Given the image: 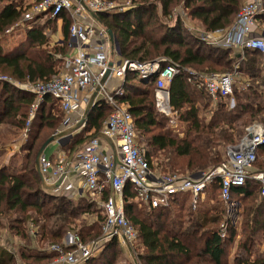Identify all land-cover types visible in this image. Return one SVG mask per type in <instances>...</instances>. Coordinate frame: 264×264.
Instances as JSON below:
<instances>
[{
  "label": "trees",
  "instance_id": "trees-1",
  "mask_svg": "<svg viewBox=\"0 0 264 264\" xmlns=\"http://www.w3.org/2000/svg\"><path fill=\"white\" fill-rule=\"evenodd\" d=\"M129 1L131 5L126 11L95 15L102 26L112 31L120 58L142 62L164 58L177 63L181 69L169 89L171 108L178 115L181 132L168 127L165 116L158 111L155 80H145L133 72L126 74L121 87L123 94L115 98L127 107L134 119L139 147L151 169L160 174L179 173L192 177L216 168L225 160L227 147L239 143L249 124L258 123L264 127L261 54L254 50L238 54L231 48L211 46L191 30L187 21L199 24L204 33L224 31L233 25L245 0ZM3 3L0 9V71L10 74L21 84L58 77L61 70L56 55L64 54L65 49L50 47L46 28L61 20L67 45L72 24L70 14L62 12L52 17L44 13L25 22L27 41L6 53L4 40L11 29L22 23L30 6L28 0H5ZM257 20L264 27V14ZM190 69L232 74L234 105L231 106L230 98H220L213 106L208 93L189 82L187 71ZM35 99L33 94L11 83L0 82V124L13 120L12 125L24 128ZM56 104L60 108L59 101L49 95L39 104L27 130L29 140L21 169H12L17 159L14 156L0 168V235L6 231L27 244L25 247L17 245L21 259L35 260L27 263L51 261L55 256L44 253L46 248L61 245L68 233L79 236L83 242L95 240L102 233L104 217L90 198L54 194L43 187L36 170L38 152L63 121L62 115L53 114ZM107 111L105 101L95 104L88 118L90 128L99 130L107 119ZM43 129L53 133L43 138L40 145ZM254 168L264 172V145L257 151ZM208 190L212 192V200L221 199L218 179ZM108 194L106 191L105 198ZM135 198L133 186L127 183L123 191L124 213L138 232L137 262L264 264V250L260 252L256 238L261 235L264 240V196L257 183L249 181L232 189V203L241 208L236 213L241 219V238L231 261L226 257V249L236 235V226L230 223L226 210L207 208L205 199L194 210L185 207L179 197L166 208L152 209L144 205L138 208ZM92 215L97 216L96 222L89 219ZM226 222L228 234L223 238L220 224ZM31 245L36 247V256L27 250ZM121 252L118 240L113 239L88 264H118ZM16 260L14 253L0 246V264H15Z\"/></svg>",
  "mask_w": 264,
  "mask_h": 264
},
{
  "label": "built area",
  "instance_id": "built-area-1",
  "mask_svg": "<svg viewBox=\"0 0 264 264\" xmlns=\"http://www.w3.org/2000/svg\"><path fill=\"white\" fill-rule=\"evenodd\" d=\"M28 5L30 7L23 16V23L44 13H49L52 17L62 12L71 15L68 46L73 53L66 56V71L53 80L19 84L8 76L0 75V82L11 83L35 96L30 118L26 123L27 128L35 117L39 104L49 95L59 101L65 114L62 128L55 134L57 139L61 138L63 132L70 128L73 118H77V121L84 118L83 106L89 101L85 96L86 92L92 94L99 89L98 94H101L103 101L107 104H117L115 96L122 95V90L119 88L114 94H110L106 82L110 77L125 80L126 74L132 72L145 80H155L156 107L159 112L164 115H177L171 108L169 89L173 79L181 71L179 65L164 58L143 62L121 59L115 62L114 57L118 56V53L108 29L101 24L96 26L95 22L87 17H95L97 13L118 12L120 9H117L114 1L28 0ZM263 14V0H248L230 28L213 33L201 32L200 35L214 47L231 48L239 54H243L244 50L259 52L261 72L264 74V28L257 20V17ZM87 18L90 21H86ZM108 70L110 75L103 82ZM187 72L190 75L189 82L199 90H205L213 100L230 98L233 102L232 74L197 73L191 70ZM103 141L113 147L115 152H103ZM263 145L264 127L252 123L246 128V133L238 144L227 147L225 160L216 168L196 174V178L179 174H160L151 169L144 151L139 147L134 119L127 107L120 103L107 118L101 132L89 138L75 151L69 162L66 156H59L56 162L44 154L39 159L43 187L54 194L72 197L77 191L73 184L67 182L72 171L78 173L83 182V191L89 193L93 201L101 199L107 188L112 191L99 206L105 215L101 235L95 240L83 242L79 236L73 234L70 245L50 246L45 252L54 254L55 257L43 264H88L89 260L99 254L103 246L113 239H117L119 245L127 248L130 254L133 253L130 258L135 257V264H140L136 263L135 254L138 232L126 219L122 201L127 183L133 186L136 200L141 205L152 209L166 208L180 195L188 194L189 205L195 210L213 181L218 179L222 202L226 207H234L232 189L244 186L249 181L257 183L261 195L264 196V172L253 169L257 151ZM221 237H225L223 232Z\"/></svg>",
  "mask_w": 264,
  "mask_h": 264
},
{
  "label": "rangeland",
  "instance_id": "rangeland-1",
  "mask_svg": "<svg viewBox=\"0 0 264 264\" xmlns=\"http://www.w3.org/2000/svg\"><path fill=\"white\" fill-rule=\"evenodd\" d=\"M4 1L5 0L0 2V9L3 7V4H4L3 2ZM247 1L248 0H245L244 4ZM114 2L116 4L117 9L118 10L120 9L118 12H120L121 10H124V11L128 10L130 8V7H128V5L129 6L131 5V2L129 0H118V1H114ZM115 13L116 12H112L110 14H115ZM187 23H188V26L191 28V30L194 33L200 34L202 32V29L199 27V24H197L195 22H191V21H187ZM60 28H62L61 22L57 23V24H54V25H50V26H48V28H46V30L48 32L47 36L50 38V40H51V38H53L55 36H59L57 33H58V29H60ZM9 33L10 34L8 36V39L10 41H9L8 44H5V46L9 47L10 45H14V46H16L15 48L17 49L19 46H22L23 43H25L27 41V38H26L27 37V31H25V28L22 25L20 27L16 26L15 28L11 29ZM51 48H53V47H51ZM63 48H65V47H63ZM60 70H61V65H60ZM190 70L192 72L205 73V72L196 71L194 69H190ZM261 74L264 76V74L262 72H261ZM0 75L8 76V77L12 78L13 82L15 81L14 78L8 73H4V72L0 71ZM212 102H213V106H215V104L218 101L212 100ZM230 103H231V100H230ZM119 105H120L119 102H117V104H107V107L109 109V111H107V118L109 117V115H111L115 111V109L117 107H119ZM37 112L38 111H36V113ZM30 114H31V108L29 110L28 119L30 118ZM53 114H56L57 116H61L62 115V112H61V110H60V108H59V106L57 104H56V110L54 111ZM164 116H165L164 122L166 123V125L168 127L175 128L174 130L176 132H181L182 131V127L180 125L178 115H176V116L175 115H164ZM14 122L15 121L10 120L7 123L0 124V147L4 146V145H7V144L11 147V149L13 150L14 158H17L14 161L13 167L12 166L11 167H12L13 170L18 171V170L21 169V167H22V165L24 163V157L26 156V151H25L24 148L28 144L29 138H28L27 129H29L30 126L27 128V126L25 125L24 128L18 129V127L12 125ZM52 133H53V131H51L49 129H43L42 132H41V135H40L41 139L39 140L40 145L43 143L45 138H47V137L49 138V136ZM43 138H44V140L42 141ZM5 154H6L5 152L0 153V168H1V166L4 163H6ZM10 158L11 157H9L8 159H10ZM16 161H17V163H16ZM175 174H179V173H175ZM179 175H183V174H179ZM189 199H190V196L188 194H184V195H180L179 196V201L181 203H184L185 207H189V202H190ZM204 202H205L204 205L207 208H219L223 212H224V210H226V212L230 216V217H228V219L231 221L230 223H232L234 226H236L235 227L236 228L235 229V231H236L235 234L236 235H235L234 239L231 242H229L228 247L226 249L227 250V256L226 257H227V259L229 261H231L232 258H233V255H234V253L236 251L237 243L239 242V240L241 238V236H240L241 219L236 215L237 212L239 213V210L241 208H239V206H235V207L228 206V207H226L225 204L222 202V200L219 199L218 197L212 200V192L209 191V190H207V194H206V198H205ZM136 204L138 205V208L144 207L143 205H141L138 202H136ZM95 208H96V210L98 209L96 206H95ZM177 209L178 208H176V210ZM226 212L224 214H226ZM183 215H185V214H183ZM102 217L105 218V215H103V212H102ZM228 223H229V221H228ZM228 223L226 222L224 224L223 223L220 224V227H221L220 233L223 232L225 237L228 234V227H229ZM222 226H224L223 229H222ZM256 238L258 239V244H257L258 249L260 250V252H262L264 250V240L262 239L261 235L257 236ZM17 245L20 246V247H25L27 244H25L24 241H22L20 238L11 236L6 231L1 233V235H0V246H2L5 249H8L9 251H11L12 253H14L16 255V259H17L16 261L17 262L15 264H21V263H27V262L35 261L34 259H32V260H23V259H21V257H19V254H18V250L19 249H18ZM35 245L40 248V245H38L36 243H35ZM121 247L122 246H120V248ZM29 248L30 249H27L28 252L30 254H33L34 256H36V254H35L36 247L34 245H31V247H29ZM48 248H46V250ZM135 249H136L135 250V254H137L139 250L136 247H135ZM44 250L45 249H43V251ZM121 251H122L121 252V258L118 261V264H135V261H134L135 257L133 256L134 259L130 258V255L131 254L133 255V253H131V254H130V252L126 253V251L124 249L123 250L121 249ZM44 253L47 254V252H44ZM136 263H137V261H136Z\"/></svg>",
  "mask_w": 264,
  "mask_h": 264
},
{
  "label": "crops",
  "instance_id": "crops-1",
  "mask_svg": "<svg viewBox=\"0 0 264 264\" xmlns=\"http://www.w3.org/2000/svg\"><path fill=\"white\" fill-rule=\"evenodd\" d=\"M87 17H90V19L93 20V22H95L96 26L98 24H100L96 20V18L94 16L91 15V16H87ZM86 21H90V20L87 18ZM60 22H61V20L58 21V23H60ZM21 25L24 28H26V23H23L22 22L20 25H18V27H20ZM47 34H48V32L46 30V35ZM57 34L59 36H55V37L51 38V40H50V45L51 46L50 47L58 46L59 48H62V49H63V47H65L64 48L65 49V53L64 54H57L56 55V59L59 60V62H60V65H61V73H62V72H65L66 71V69H65V59H66V56L72 54L73 51L68 46L69 42H68L67 45L64 44V32H63V28L58 29V33ZM68 40H70V38ZM9 41L10 40L7 38L3 42V47H4V50H5L6 53H10L11 51H13V50L16 49L15 48L16 46H14V45H10L9 47L8 46H5V44H8L9 43ZM112 43H114V42H112ZM115 47H116V44H115ZM116 51H117V47H116ZM236 53H238V52H236ZM114 60H115V62H119L121 60V58L119 56V53H118V56H115L114 57ZM123 82H124V80H120V79H117L115 77L108 78V80L106 82L107 91L110 94H114L117 89H119V88L122 87ZM21 90H23V89H21ZM85 96L89 100L88 103H86L84 105L85 109L87 108V106L90 104V102L92 100H94V103L95 104H97L99 101L102 100L101 99L102 98L101 97V94H98V92H97V94H95V92H93L92 94L90 92H88V93L86 92ZM233 105H234V100H233V102H231V106H233ZM93 107L91 108L90 112L92 111ZM49 108H50V106L47 107V109H49ZM85 109L83 110L84 113H85ZM61 112H62V117H63L62 120H64L65 114H64V112L62 110H61ZM90 112L86 115L87 117H85L86 118L85 125H82L80 128H78L75 131L71 132L74 128H77L80 125V123L82 122V120H83L82 119L81 121H77V118H73V121L71 122L70 128L68 130H66V131L63 132V136L61 138H59V139L55 140L54 142H52L51 144H49L47 146V148L45 149V151H44L43 154L46 157L50 158L53 162H56L59 156H66L68 158L67 161L69 162L71 160L70 158L72 157V155H73V153L75 151H77L89 138H91L93 136H96V135H98V133L101 132V130H102V128H103V126H104V124H105V122L107 120V119L105 120V122L103 123L102 127L99 130H96L95 127L90 128L89 122H88V120H89L88 118H89ZM61 128H62V123H61L60 128L56 131V133L59 130H61ZM56 133H54L53 136H55ZM102 146H103V150L102 151L105 152L106 154H111V153L115 152V150H113L114 148L111 147L106 141H103ZM2 147H3V149L0 148V150H2L0 152L1 153L2 152H5L6 153L5 154V159H6V163H8L9 162L8 161L9 160L8 158L11 157V156H13V150L11 149V147L8 144L7 145H4ZM16 163H17V161H16ZM254 170L257 171L258 169H255L254 168ZM67 182L73 184L75 186L76 190H77V191H75L71 195L72 197H74V198H80V197L84 196V197L90 198L93 201V199L91 198L90 194L87 193L86 191H83V189H82L83 188V182L81 181L80 176L78 175L77 172L72 171V173L69 175V178L67 179ZM106 191L109 192V194L107 196V197H109L112 194V191H111L110 188H107ZM205 198H206V195H205L204 199ZM104 199H106L105 198V193H104V195L102 196L101 199H98L97 201L96 200L93 201L95 203L96 207L99 210H100V208H99L100 203ZM122 201H123V197H122ZM135 201L137 202L136 198H135ZM123 204H124V202H123ZM100 211L103 212L102 210H100ZM89 219L92 222H94V221L96 222L97 216L92 215L91 217H89ZM32 232H33V230H32ZM71 235H73V233H69L68 235H66L64 237L63 241H62V244H68V245H70ZM121 249L122 250L124 249L126 251V253L129 252V250L127 248L121 247ZM134 261H135V259H134Z\"/></svg>",
  "mask_w": 264,
  "mask_h": 264
},
{
  "label": "water",
  "instance_id": "water-1",
  "mask_svg": "<svg viewBox=\"0 0 264 264\" xmlns=\"http://www.w3.org/2000/svg\"><path fill=\"white\" fill-rule=\"evenodd\" d=\"M108 33H109V36L111 38V41L114 42L116 44V47H117V52L119 53V48H118V43H117V40L115 39L112 31L108 30ZM110 75V70L107 71L106 75H105V78L103 80V82L109 77ZM99 91V89L96 90L95 94H97V92ZM93 104H94V100H92L90 102V104L87 106V108L85 109V107L83 106V108L85 109V116L82 120V122L80 123V125L77 127V128H74L71 132L75 131L76 129L80 128L85 122H86V118L87 117L86 115L90 112L91 108L93 107ZM55 140H57L56 136H52L50 137L41 147L40 151L38 152V155H37V158H36V170L38 172V174L40 175L41 177V173H40V169H39V159L41 157V155H43L45 149L47 148V146L49 144H51L52 142H54ZM193 178H196L197 175H193L192 176Z\"/></svg>",
  "mask_w": 264,
  "mask_h": 264
}]
</instances>
